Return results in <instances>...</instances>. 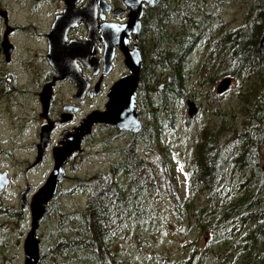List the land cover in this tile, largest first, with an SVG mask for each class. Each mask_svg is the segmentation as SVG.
<instances>
[{
	"label": "trees",
	"instance_id": "1",
	"mask_svg": "<svg viewBox=\"0 0 264 264\" xmlns=\"http://www.w3.org/2000/svg\"><path fill=\"white\" fill-rule=\"evenodd\" d=\"M219 1L172 0L153 15L170 14L171 23L178 18L182 23L167 32L154 27L147 39L149 63L144 69L149 81L162 83L148 98H138L143 126L131 133L130 150L121 162L82 184L90 193L83 209L66 213L69 228L60 222L56 231L50 226L41 236L45 249L39 248L37 264H122L110 242L129 225H152L159 218L160 199L165 196L173 201L178 195L175 172L165 147L160 146L162 131L172 129L162 118L172 119L174 101L170 102L183 103L189 96L188 85L201 86L206 79L212 83L223 76L231 78L225 91L236 90L237 112L232 111V118L225 111L215 113L219 120L232 122L224 129L220 121V133L205 125L194 135L184 162V209L191 211L198 230L211 237L214 247L210 252L216 250L219 263L264 264V168L259 160L264 151V64L257 52L264 4L253 0L239 26L224 28L218 12L213 14ZM194 51H198L195 60ZM236 116L239 121L234 120ZM21 208L14 213L19 221L23 219ZM10 213L1 206L0 214ZM61 213L54 212L58 220H64ZM193 244L166 264H202L203 255L209 253Z\"/></svg>",
	"mask_w": 264,
	"mask_h": 264
},
{
	"label": "rangeland",
	"instance_id": "2",
	"mask_svg": "<svg viewBox=\"0 0 264 264\" xmlns=\"http://www.w3.org/2000/svg\"><path fill=\"white\" fill-rule=\"evenodd\" d=\"M252 1L220 0L219 9L213 14L218 12L224 28L239 26ZM260 1L264 4V0ZM58 2L59 0H0V12H4V16L0 14V41L4 24L13 28L8 36L13 52L8 60L4 61L3 52L0 51V74L7 72L14 75L18 83L24 84L28 91L27 94L16 91L6 92L3 95L0 93V171H4L8 177V184L0 189V208L7 207L12 211L8 216L0 214V264H22L21 241L28 231L30 218L28 209L19 206V192L29 185L30 191L26 197V201H29L31 192L43 184V179L52 167L49 151L45 152L44 159L35 158L38 157L34 146L38 142L35 134V121L38 116L31 107L32 98L29 94L35 87L31 85L32 79L28 81V85L24 82L28 72L22 69V64L25 67L26 61L37 55L42 47L41 41L31 38L28 35L29 28L24 29V26L47 25ZM197 57L198 51H194L192 58L195 60ZM191 68L189 66V72ZM209 73L212 75L211 71ZM219 79L212 83H207L208 79H206V83L201 86L196 82L194 85H188L189 96L186 99L192 100L199 110L194 118L186 115V104L178 99L170 102L174 101L172 119L168 115L162 117L163 124L166 125V122L172 124L171 130L162 131L160 146L165 147L175 172L178 195L172 199L173 201L165 196L163 200L160 199L159 218L154 219L152 225L141 226V229L131 223L132 225L125 228L124 232L118 234L117 240L110 242V249L117 258L119 257L122 264H166L169 259H175L178 254L184 253L190 244L192 247L193 243L200 247L202 253L206 251L209 253L203 255L202 264H221L215 257L216 250L214 253L210 252L214 247L211 237L205 235L203 230H198L189 216L191 211L184 209L187 190L183 175L184 162L197 131L205 125L219 130L220 121L224 122L222 126L225 129V124L232 122L228 120L225 123L223 118L219 120L215 113L225 111L227 117L232 118L231 113H234L232 111L235 109L237 112L236 90L231 89L218 95L215 93L214 87ZM155 87L156 85L153 86L154 89ZM138 108L141 112L142 107L138 105ZM239 117L236 116L234 120L239 121ZM113 133V130L108 129L95 131L78 152L75 158L76 166L72 167L71 163H68L63 167L65 173L57 184L58 188L56 186L55 198L47 203L49 209L35 229L39 248L45 249V241H41L40 238L45 236L50 226L56 231L60 227V222H63L66 224L64 227L69 228L70 221L65 216L66 213L84 208L90 192L82 187V184L88 183L91 177L99 172L105 175L107 170L120 161V157L128 151L129 147L125 145L124 138L112 135ZM136 151L140 153V147ZM152 158H154L153 153ZM259 160L260 167L264 168V151L260 153ZM146 174L149 175L148 171ZM121 182L124 184L125 179ZM20 208L23 213L21 221L15 219L14 215ZM56 210L62 212L59 216L64 220H58V216L54 215ZM58 233L61 235L66 232ZM56 261L61 262L59 258Z\"/></svg>",
	"mask_w": 264,
	"mask_h": 264
},
{
	"label": "flooded vegetation",
	"instance_id": "3",
	"mask_svg": "<svg viewBox=\"0 0 264 264\" xmlns=\"http://www.w3.org/2000/svg\"><path fill=\"white\" fill-rule=\"evenodd\" d=\"M169 1L172 3V0H156L153 4L141 1L139 17L130 21L128 18L130 10L122 0H73L72 9L85 13L84 19L75 16L68 22L53 25L51 23L61 14L66 2L59 0L47 25L24 26V29L29 28L28 35L31 38L42 43L41 51L31 57L30 61H26L25 67L22 64V69L28 72L24 82L28 85V81L32 79L31 85L35 87L29 94L32 98L31 107L38 116L35 121L37 140L39 141L43 132L47 134L42 159L45 158V152L49 151L51 155L53 147H61L66 136L73 138L79 127V131L82 132L79 135V148L66 155L62 161V169L68 163H71L72 167L76 166L75 158L78 152L95 131L113 130L112 135L123 137L125 145L130 150L131 133L140 131L144 122L137 105L138 98L141 95L148 98L150 94L160 89L162 83L149 81L148 73L144 69L148 59L146 53H149L147 39L153 35L154 27L167 32L169 28L179 29L182 23L179 18L176 19L177 23H171L170 14L153 16L160 11L162 5V8L166 7ZM4 27L1 38L4 34L11 45V55L13 47L8 36L13 28L7 24H4ZM51 40L55 42V46L53 45L54 49L52 47V52L48 55V44ZM136 53L140 57L137 84L134 89V106L140 122L138 130L135 132L119 130L102 122H91L87 127H81L86 123L83 119L90 112L104 110L111 86L122 76L130 73L125 59L127 57L133 59ZM15 91L20 94L28 93L26 86L18 83L14 75L7 72L0 74V93L3 95ZM36 144L34 146L37 150ZM121 161L122 159L117 163ZM64 173L65 170L62 175Z\"/></svg>",
	"mask_w": 264,
	"mask_h": 264
},
{
	"label": "water",
	"instance_id": "4",
	"mask_svg": "<svg viewBox=\"0 0 264 264\" xmlns=\"http://www.w3.org/2000/svg\"><path fill=\"white\" fill-rule=\"evenodd\" d=\"M65 6L59 16H56L51 24H60L68 22L72 17L79 16L80 19H84L85 13L79 10L72 9L73 0H65ZM124 5L130 10L128 18L132 21L138 18L141 13V1L143 0H122ZM148 4L155 3L156 0H145ZM4 12H0L3 15ZM4 16V15H3ZM75 19V18H73ZM130 24V23H128ZM264 28V27H263ZM54 31V27L52 29ZM257 52L264 64V29L258 39ZM55 46V42L51 40L48 44V55L52 52V47ZM0 48L4 55V60L7 61L11 52V45L2 35ZM54 49V47H53ZM50 59V58H49ZM130 73L122 76L119 80L111 86V89L107 93V101L104 104L103 111L90 112L84 120L86 122L84 127H87L91 122H102L115 126L119 130H128L135 132L140 126L137 112L134 106V89L137 84V74L139 72L140 57L136 53L133 59L130 57L125 59ZM76 79V77H75ZM231 78L223 76L218 80L215 85V93L219 94L224 92L230 85ZM186 104L185 113L189 118H194L198 111L196 104L190 100L185 99ZM80 129V127H79ZM78 129L77 134L73 138L67 136L63 140L61 147H53L51 150V157L53 159L51 170L43 179V184L31 192L29 201H26L27 193L30 191V186L27 185L25 189L19 192V206L28 209L29 216V227L22 239V264H37L39 261V242L36 238V227L42 215L47 210V202L54 196L55 189L58 184V180L61 178L64 169H62V161L66 158L70 152L79 148V135ZM47 134L43 132L39 138L37 146L38 159L41 157L42 150L47 144ZM7 174L4 171H0V189L6 186L8 183Z\"/></svg>",
	"mask_w": 264,
	"mask_h": 264
},
{
	"label": "bare ground",
	"instance_id": "5",
	"mask_svg": "<svg viewBox=\"0 0 264 264\" xmlns=\"http://www.w3.org/2000/svg\"><path fill=\"white\" fill-rule=\"evenodd\" d=\"M230 85H231V83H230ZM198 111H199V110H198ZM56 190H57V189H56ZM55 192H56V191H55ZM56 195H57V194H56ZM54 198H55V196H54ZM51 202H52V201H51ZM47 210H48V208H47ZM47 210H46V211H47ZM46 211H45V212H46ZM42 219H43V218H42Z\"/></svg>",
	"mask_w": 264,
	"mask_h": 264
}]
</instances>
